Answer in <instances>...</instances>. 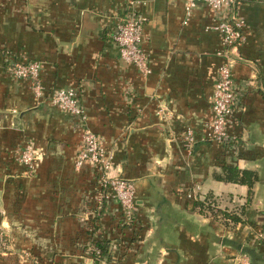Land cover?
Segmentation results:
<instances>
[{
  "label": "crops",
  "instance_id": "obj_1",
  "mask_svg": "<svg viewBox=\"0 0 264 264\" xmlns=\"http://www.w3.org/2000/svg\"><path fill=\"white\" fill-rule=\"evenodd\" d=\"M131 8L147 18V77L121 60L113 40ZM240 15L246 43L233 79L243 110L229 131L240 144L227 149L208 139L228 48L211 29L218 18L207 5L198 4L185 24L184 0H0V225L30 231V244L51 247V261L79 262L70 253L86 234L98 173L88 164L75 170L78 120L50 102L54 91L75 88L90 130L113 157V175L137 187L138 222L130 230L137 241L119 260L232 264L235 253L247 252L264 264L253 240L255 231L264 232V0H242ZM8 60L41 63L42 99L30 81L9 73ZM189 130L190 148L183 141ZM27 146L39 150L32 179L18 159ZM223 165L258 175L250 201L248 187L215 180ZM95 212L92 238L110 241L118 205L110 211L104 201Z\"/></svg>",
  "mask_w": 264,
  "mask_h": 264
},
{
  "label": "built area",
  "instance_id": "obj_2",
  "mask_svg": "<svg viewBox=\"0 0 264 264\" xmlns=\"http://www.w3.org/2000/svg\"><path fill=\"white\" fill-rule=\"evenodd\" d=\"M185 24L189 22L197 5L203 3L213 12L217 23L211 29L217 32L228 52L221 53L224 64L218 70L217 82L212 97V118L209 122L208 139L223 148H237V141L230 138L233 117L243 106L235 81L233 67L240 59V50L246 43V21L240 15L242 0H184ZM147 18L131 8L116 24L113 40L119 49L120 58L133 65L144 77L151 73L150 57L142 47ZM9 73L18 80L31 82V89L36 100L44 97L41 81L42 65L39 61L6 62ZM50 102L59 111L78 120L81 130V146L75 160V169L80 171L91 165L98 173V185L101 203H117L121 213L119 221L134 230L137 225V187L135 182L113 175V157L108 154L103 141L88 126V118L75 88L59 89L52 93ZM183 141L187 147L195 143L193 131L186 132ZM238 144V143H237ZM39 150L27 146L19 154V162L29 172L36 170L35 160ZM97 257L99 251L93 248ZM112 249V248H111ZM97 259L95 258L94 264ZM101 260V261H100ZM100 264H108L100 259Z\"/></svg>",
  "mask_w": 264,
  "mask_h": 264
},
{
  "label": "rangeland",
  "instance_id": "obj_3",
  "mask_svg": "<svg viewBox=\"0 0 264 264\" xmlns=\"http://www.w3.org/2000/svg\"><path fill=\"white\" fill-rule=\"evenodd\" d=\"M239 144L236 143V145L238 146ZM20 165L23 166L22 164ZM23 171V175L29 179H32L36 176V170L31 173L24 167ZM93 199L94 201H91L94 207L92 208L91 201H89V213H87L85 220V223L87 224L85 231L86 234L80 240L78 247H76L75 250L70 253L72 258L75 257L79 261L78 263L77 261L70 263L51 261L46 255L47 251L51 249V247H48L45 244H30V231H12L4 225H0V255L5 256L8 254H16L19 256V259L25 264H94L93 260L95 259V257L93 255L94 249L92 247L91 240L93 239L92 236L96 228V225H94V219L97 213H94V210L97 208V205H99V207L101 206V192L99 191L98 196ZM112 205L117 206L118 204L116 202L109 203L108 209L110 211ZM113 232L114 237L111 238L109 243L114 242L115 244L114 246H112V244H109V254L104 258V261L108 262V264H125V259L119 260L117 254L122 253L121 251L129 250V243L131 245L132 241L134 240V242H136L137 239L131 233L130 228L124 225L123 222H118ZM253 234L254 249L261 251L262 255H264V232L258 230ZM100 237L101 236H98V238ZM100 261H96V264H100ZM231 262L232 264H255L253 258L247 252H238L237 254L235 253L231 257Z\"/></svg>",
  "mask_w": 264,
  "mask_h": 264
},
{
  "label": "trees",
  "instance_id": "obj_4",
  "mask_svg": "<svg viewBox=\"0 0 264 264\" xmlns=\"http://www.w3.org/2000/svg\"><path fill=\"white\" fill-rule=\"evenodd\" d=\"M215 180L224 182V183H232L238 184L242 186H246L249 188V199L253 195V188L255 184L258 182V175L250 170H241L238 167L223 165L221 167V173L215 174ZM205 206L204 203L197 202L195 203V207H199L203 209ZM225 219L230 220L231 222L238 224L241 222V219L232 213H223ZM92 247L99 251V255L96 257L95 253H93L94 257L99 261L100 259H104L109 254V241L102 238H93L91 240ZM95 261V262H96ZM0 264H25L16 254H8V255H0Z\"/></svg>",
  "mask_w": 264,
  "mask_h": 264
}]
</instances>
